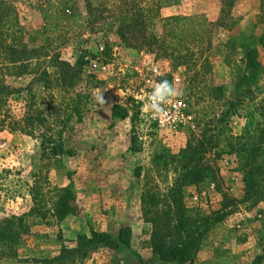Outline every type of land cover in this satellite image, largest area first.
Listing matches in <instances>:
<instances>
[{
  "label": "rangeland",
  "instance_id": "1",
  "mask_svg": "<svg viewBox=\"0 0 264 264\" xmlns=\"http://www.w3.org/2000/svg\"><path fill=\"white\" fill-rule=\"evenodd\" d=\"M120 1L73 0L76 19L65 22L60 34L47 33L55 38L53 48L72 64L83 56L80 51L97 54L82 66L74 89L86 96L81 119L71 111L69 95L37 84L32 85L35 94H13L0 111V220L15 217L20 234L0 243V264H46L41 260L74 247L80 234L98 231L116 238L125 226L131 229L129 245L104 243L63 264H203L217 252L231 256L222 264H250L264 254V200L241 199L239 157L218 155L215 149L202 159L211 167L206 177L181 187L190 214L214 219L197 257L162 260L147 240L165 195L183 171V150L197 143L208 121L229 110L224 133L240 135L242 141L264 126V0H229L225 6L222 0H141L147 31L159 39L166 16L200 14L210 22L202 49L188 42L193 54H169L161 45H126L115 33ZM124 1L138 5V0ZM2 2L19 26L34 31L42 24L40 8L58 0ZM45 37L40 34L30 45ZM249 47L258 50L262 66L249 86L236 88L248 70ZM160 77L182 94L167 97L157 111L149 105L154 84L162 86ZM31 80L0 68V84L23 88ZM100 93L103 104L97 100ZM26 114L35 118L33 123L24 120ZM44 134L58 137L69 153L50 154L42 146ZM62 194L69 210L58 216ZM224 196L236 202L223 208Z\"/></svg>",
  "mask_w": 264,
  "mask_h": 264
},
{
  "label": "trees",
  "instance_id": "2",
  "mask_svg": "<svg viewBox=\"0 0 264 264\" xmlns=\"http://www.w3.org/2000/svg\"><path fill=\"white\" fill-rule=\"evenodd\" d=\"M222 2L225 6L229 0H222ZM2 3L0 0V68L9 76L30 75L32 80L29 85L23 88L0 84V111L13 94H35L32 85L37 84L46 91L57 90L59 93L69 95L68 105L78 120L81 119L79 107L81 99H85L86 96H82L80 92H75L74 89L77 79L82 73V66L90 59L96 58L97 54L87 50L80 51L83 56H80L76 63L72 64L69 60L61 57L59 50L53 48L55 38L52 34H47L49 31L60 34L65 27V22L76 19L78 16V6L73 0H58L57 3L48 2L40 8L41 26L34 31H28L11 18L10 11ZM118 10L119 19L115 24V33L126 45H161L165 46L164 49L169 54L183 53V51L193 54L194 52L189 46L190 42H194L193 44L198 50L202 49L207 42L206 34L210 22L206 21L203 15H170L164 17L162 19L164 38L159 39L147 31L141 0H138L137 6L133 3L131 7L127 6L124 0H121ZM88 11H91V8ZM261 11H264L263 1L261 2ZM43 33L46 34L43 42L30 45ZM133 39H138V41L132 43L131 40ZM104 46L107 47V45ZM185 55L187 54H183V56ZM244 61L248 70L243 71V74L238 77L236 88L243 84L249 86L251 81L257 79L262 66L258 59V50L254 47L246 48ZM159 79L163 85L165 79L163 77ZM71 94L76 95L71 96ZM84 94H88V92ZM33 97L30 98L33 99ZM239 100V97L231 100L229 107L234 106ZM228 111L223 110L220 112V116L208 121L209 126L204 128L201 137L197 139V143L194 146L188 143L183 150L186 159L183 171L165 195V206L154 218L150 237L147 240L152 252L162 260L193 261L197 257L206 233L214 223V219L210 215L194 216L190 214L186 209L181 190L185 183L198 182L206 177L211 168L202 160L206 152L215 149V153L218 155H237L244 185L241 199L253 202L264 200V126L257 131L255 137L248 138V141H242L240 135L225 134ZM34 119L30 114L24 116V120L28 124L33 123ZM44 135L46 136L43 138L42 146L48 147L46 150L50 154L56 155L69 151L64 150L58 137ZM221 142L224 143L222 146H220ZM47 143L50 146H46ZM261 157L263 159H260ZM62 193L68 192L63 191ZM65 194H62L56 202L55 213L58 216H62L69 210L68 207L65 208ZM223 201L222 207L227 208L233 205L236 199L225 198L224 196ZM14 218L7 217L0 220V243L12 242L20 236L15 229ZM130 241L131 229L128 226L121 227L116 238H112L107 232L91 231L90 235H78L74 247H63L53 257L41 261L46 264H63L65 260L74 256H86L101 244L109 243L111 246H118L119 243H122L129 245ZM230 257L224 252H217L215 257H210L202 263L222 264L229 262ZM250 264H264V254H257Z\"/></svg>",
  "mask_w": 264,
  "mask_h": 264
},
{
  "label": "clouds",
  "instance_id": "3",
  "mask_svg": "<svg viewBox=\"0 0 264 264\" xmlns=\"http://www.w3.org/2000/svg\"><path fill=\"white\" fill-rule=\"evenodd\" d=\"M181 94L182 93L178 89L168 85L167 82H164L162 86L157 87L152 93V103L149 105V107L157 111H162L160 108L161 102H163L169 96H179ZM97 100L101 104L104 103L101 93L98 94Z\"/></svg>",
  "mask_w": 264,
  "mask_h": 264
},
{
  "label": "built area",
  "instance_id": "4",
  "mask_svg": "<svg viewBox=\"0 0 264 264\" xmlns=\"http://www.w3.org/2000/svg\"><path fill=\"white\" fill-rule=\"evenodd\" d=\"M159 86H160L159 83H155L154 86H153V88H154V89H153V92H154V90H155L157 87H159ZM179 104H180V102H179Z\"/></svg>",
  "mask_w": 264,
  "mask_h": 264
}]
</instances>
